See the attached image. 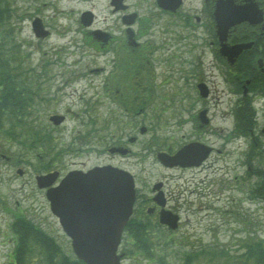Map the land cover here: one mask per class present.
Instances as JSON below:
<instances>
[{"label":"flooded vegetation","instance_id":"flooded-vegetation-1","mask_svg":"<svg viewBox=\"0 0 264 264\" xmlns=\"http://www.w3.org/2000/svg\"><path fill=\"white\" fill-rule=\"evenodd\" d=\"M72 1L78 4L76 8L67 7ZM252 2H256L262 10L261 20L255 23L246 19ZM44 4L55 5L53 14H44L38 6L34 11L24 13L29 22L34 17H40L49 32L43 39H51L54 33L58 34L56 30L67 27L72 35L73 32L76 35L63 43L72 48L69 53L80 57L88 55L93 61L100 58L102 62L100 65L91 63L94 66L90 71L97 73H76L75 69L66 73L62 71L65 61L58 57L66 47L54 44L55 57L44 60L46 72L39 82H32L30 76L25 75L28 79L17 82L18 89L21 90L24 85L23 94L35 89L34 93L43 98V104H57L67 88L70 95L76 91L73 82L81 78L91 81V84L99 82L94 86L101 88L100 98L102 95L106 97V115L101 123L94 116L78 123L76 152L95 153L101 157V162L94 165L111 164L132 171L137 188V212L140 209L148 219L153 216V222L157 217L160 221L163 209L181 217L186 208L190 211V238H200L201 235L192 233L198 226H204V231L216 235V228L220 227L222 231L229 221L232 223L228 225V232L232 236H241L243 229L251 238L253 228L241 227L239 219L242 216L243 224H251L249 218L245 219L244 203L256 206L257 197L264 201V110L258 116L252 106L256 98L264 97V0H47ZM225 15L228 16L226 36L218 34L225 27L218 26L215 20ZM53 18L58 20L53 21ZM234 19L237 22H233ZM186 40L187 43H184ZM248 42L253 45L243 49L233 64L221 51L225 44L231 47ZM184 44L193 48H185ZM177 46L187 57L190 51L197 48L202 50L203 56H208L206 63L201 60L206 67L205 72L195 80L193 87L199 93L198 83H204L207 96L197 97L194 106V94L191 87L187 88V133L185 143L181 144L195 143L202 152L185 166L178 163L166 166L158 161V153L175 154L181 146L154 149V141L144 145L143 134L162 127V123L150 119L152 122L145 125L138 115L144 110L141 105L145 96L153 99L158 93L152 88L154 79L170 76L167 69L156 68L178 59ZM45 53L48 54V51ZM258 56L262 59L261 64ZM56 65L61 67V73H55ZM193 74L192 69L189 80H192ZM216 78L221 80L220 88L223 83L221 91L219 87L215 88ZM144 81L152 84H144ZM216 99L229 109L228 113L223 109V114L231 116L228 125L219 126L215 122L211 109ZM201 111H205L203 120ZM142 128L146 130L144 133ZM125 130L133 132L126 134ZM112 148L118 149L111 151ZM146 150L148 155H154L159 168L170 171L168 181L171 185H168L166 177L156 180L160 182L156 189L154 181L148 183L142 179L140 185V169L137 171L135 168L143 163ZM77 165L84 170L88 168ZM69 167L60 162L57 182L70 170ZM146 185L150 186L149 191L143 192ZM162 200L164 205L160 204ZM144 208L145 214L142 211ZM248 213L251 214L249 210ZM215 217L220 221L210 222ZM9 226L5 236L8 235L14 243L12 252H15L18 230L15 225Z\"/></svg>","mask_w":264,"mask_h":264},{"label":"rangeland","instance_id":"rangeland-1","mask_svg":"<svg viewBox=\"0 0 264 264\" xmlns=\"http://www.w3.org/2000/svg\"><path fill=\"white\" fill-rule=\"evenodd\" d=\"M0 9L7 15L9 11L11 15L14 13L13 17L9 24L6 26V30L2 32V25L0 23V46L5 49H10L13 45L12 42L18 40V47L20 49V54L25 56L23 67L24 68H32L36 69L37 73H41L43 67L46 68L44 60L46 58L53 59L55 57V50L52 49L54 44H61L60 46L66 47L64 50H61L62 60L65 61L62 66V71L66 73H71L72 69L77 70L76 73H91L90 68L94 65L91 63L96 62L97 65L102 62L100 58L94 59L90 58V56L85 55V57L80 56H72L69 52L72 48H69L67 45H63V43L67 42V40L73 37H76L75 33L73 35L70 32H66L67 28L63 30H56L60 32V34L54 33V36L51 39H37L34 33L32 32L30 22L28 18H25V12H29L35 10L38 6L40 10L44 12V14L51 15L53 14V10H56L55 5L44 4V1L47 0H1ZM5 1V2H4ZM75 7L78 6L74 1L70 2L67 7ZM6 7L9 8L6 9ZM18 15V16H17ZM58 20L57 18H53V21ZM75 26L74 24H71ZM15 32V33H14ZM69 33L67 36L65 34ZM4 36V37H3ZM73 36V37H72ZM3 38V40H1ZM188 39V36H186ZM190 39H188L189 41ZM191 42V41H189ZM6 43V44H5ZM187 43V40L184 42ZM192 43V42H191ZM185 48L191 47V45L184 44ZM57 46V47H60ZM63 47V48H64ZM178 47V46H177ZM48 51V54H44V51ZM182 48L178 47V59L176 61H172V64L169 65H159L156 70L159 68L167 69L169 77L161 76L157 79H154L153 89L157 90V95H155V99H150L147 96L144 98V102L141 105L144 107L142 114L138 115L139 119L143 120L145 125H148L152 121H159L162 123V127L159 126V129L152 130L149 133H144L145 138L143 141L144 145L149 141H154L155 149L166 147L169 145H179L180 143L185 142L187 133V128L185 125H181L178 123L180 118L186 117L185 111V100H186V92L187 88L191 87L194 94V101L199 97L198 93L193 89L196 79L201 76V73L205 72V66L201 64V60L206 63L208 60V56L202 53L201 49H193L186 56V53H182ZM79 63V64H77ZM203 63V64H204ZM191 64V66H190ZM49 68V67H48ZM48 68L46 69L48 71ZM52 69V68H51ZM193 69L192 80H189L190 70ZM61 67H55V73H61ZM97 73V72H95ZM158 73V72H156ZM168 78V79H167ZM164 79H167L165 81ZM220 79L216 78L215 80V88L221 90L223 87V83L220 88ZM59 82V81H58ZM76 86V91L70 95V89L67 88L64 94V97L57 104H40L39 111H41L44 117H48L51 115V112L58 111L63 113L65 111V106L71 107L75 112L77 111V115L71 114L66 124L61 125L60 127L52 128L53 132H49L50 137H54V143L59 144L60 147L67 146V141L69 142L71 139V134L68 133V128L76 123H80L82 119H88L90 116L98 117V122L101 123L103 118L106 115V107H104V100L106 97L104 95L99 97L101 93V88L95 87L94 82L91 84V81L85 80L83 78L73 82ZM144 84L151 85L152 82L148 83V81H144ZM190 83V84H189ZM155 87V88H154ZM221 96H224L221 93ZM1 97V92H0ZM108 100V99H107ZM108 103H106L107 105ZM196 101L195 105L196 106ZM223 106V107H222ZM224 104L218 102V100H214L212 104L211 113L215 116V122L224 125H228L230 123V115L223 114ZM255 106L258 105L255 103ZM226 107V106H225ZM229 112L228 109H226ZM24 111V109H23ZM38 111V112H39ZM4 113V112H2ZM4 115V114H2ZM261 114H259L260 116ZM225 116V118H224ZM101 118V119H100ZM0 121L3 126L2 128H9L10 118L8 116H2ZM181 120V119H180ZM223 121V122H222ZM79 125V124H78ZM102 125V124H97ZM23 126V123L18 127L20 130ZM14 129V128H11ZM115 130V129H113ZM112 130V131H113ZM103 133L105 131L101 130ZM117 131V134H119ZM126 134H132V130H125ZM77 133V132H76ZM43 134V132H42ZM26 137H30L27 133ZM120 135V134H119ZM155 135L157 138H155ZM118 138V136L116 137ZM56 139V140H55ZM27 143H30L28 139H26ZM66 143L64 146L63 144ZM71 145L75 144V141L70 143ZM78 147V145H76ZM143 147V146H139ZM58 148V147H56ZM53 151V150H52ZM37 148L27 149L25 145L20 146L16 143H11L7 139V135L3 134L0 130V264L8 261V254L11 252L13 245L9 240H3L1 236L5 235V229L8 228V223L13 220L16 215V212L22 209V212L30 219H34L36 221L41 222L50 233L54 235V237H58L59 241L64 242V250L72 253L73 248L71 246V240L65 237L62 233L60 225L58 224L57 218L52 214L49 202L45 196V191L39 189L35 183V178L37 174L41 171L44 157H37ZM65 154L64 158H62V163L65 167H69L71 163V168H75L76 166L80 167L77 164H83L85 167H92L94 164L101 162V157H97V155L89 154L78 157L75 152L71 154L72 157H67ZM54 159V155H49L47 160ZM58 167V166H57ZM144 168V170L142 169ZM22 172L20 173V170ZM140 174L139 183L142 185V179L146 182L150 183L152 181H156L158 178H168V171H165L158 167L155 163V159L153 156H150L144 160L142 166L138 165L135 168ZM166 173V175H164ZM168 181V179H167ZM168 185L169 184L168 182ZM149 185L144 186L143 192L149 191ZM189 196V195H188ZM188 205H186L187 207ZM244 211L245 219L249 218L251 220V224H243L242 216H240L241 227H251L253 228L254 235H256L255 242L262 243L264 245V203L258 204L256 208L252 205H248V203H244ZM254 208V209H253ZM146 210L145 208L142 210L143 213ZM248 210L251 214L248 213ZM140 211V209H139ZM141 212V211H140ZM190 211L183 210L181 214V220H183L184 224L182 228L178 231L175 236L169 237L170 232L162 227L158 226L154 230L163 229L164 233L158 231L156 233L160 240L164 239L163 242L166 244L167 249L171 248L172 253L168 256V262L171 264H182L179 257H177L174 251H184L185 248L187 250H200L204 247V252L216 251L221 253L222 251L227 252L224 257H216L214 260L209 259L204 256H200L198 261H195L193 264H241L242 259L241 256L245 255V246H242V243H245V240L249 237L246 236L247 232L243 229L241 231V236H232L231 232H228V225L232 223L231 221L226 222V226L221 231L220 227H217L216 235L211 232H206L203 230L204 226H200V229H197V235H201L200 238H190L187 240V232L189 228L191 229V224L188 220V214ZM145 214V213H144ZM150 219H154L153 216ZM220 221L218 217H215L210 222ZM237 226V224H236ZM158 236H155L153 240L157 239ZM185 238V239H183ZM188 238V239H189ZM202 238V239H201ZM128 239V241H125ZM200 239V240H198ZM179 240V241H178ZM176 244L172 246V244ZM155 244V243H154ZM139 244L134 240L131 235L127 234L122 243L121 249H123L126 254L129 255L125 259L126 264H155L148 262L149 255L144 251L138 250ZM155 250L159 252L161 250L165 253L164 247L157 248L154 245ZM160 251V252H161ZM170 251V250H169ZM161 252V253H162ZM140 253V254H139ZM56 255V254H55ZM157 256V255H156ZM155 256V257H156ZM220 257V258H219ZM36 263L42 264L40 258L36 259Z\"/></svg>","mask_w":264,"mask_h":264},{"label":"water","instance_id":"water-1","mask_svg":"<svg viewBox=\"0 0 264 264\" xmlns=\"http://www.w3.org/2000/svg\"><path fill=\"white\" fill-rule=\"evenodd\" d=\"M34 25L40 34L37 20ZM243 47L238 45L224 52L233 61V56ZM52 119L59 122L61 116ZM190 155L191 152L183 148L171 159L183 161ZM50 175L53 174L38 176L39 186H46ZM47 195L81 259L88 264H121L122 254L118 255L117 249L135 199L130 174L110 166L94 167L87 172L72 171L60 186L49 188Z\"/></svg>","mask_w":264,"mask_h":264},{"label":"trees","instance_id":"trees-1","mask_svg":"<svg viewBox=\"0 0 264 264\" xmlns=\"http://www.w3.org/2000/svg\"><path fill=\"white\" fill-rule=\"evenodd\" d=\"M6 9L9 10L8 7H6ZM12 59H14L12 48L4 50L0 46V84H3L2 86L4 87L0 97V121H2V116H8L10 121H12L9 130H11L13 126H19L23 121H27L28 116L31 115L30 113H28V115L27 113H23L26 107L25 96L31 101L35 100V97L31 93L23 94L22 92L25 90L22 88L19 90L16 83H13L14 73L12 74L11 68V63H13ZM0 125L3 126L1 122ZM21 130L29 132L30 137H32V148L44 149L47 135L43 129L37 126L30 127L24 124ZM41 139L44 145H40L39 140ZM25 144H27V142ZM16 228L20 233L16 250L9 256L8 261L2 264H37L35 259L38 257L43 264H86L84 261L77 259L74 255L70 256L63 253L64 256L58 258V256L55 255L56 249L58 248L56 243L52 241L55 245L54 247L51 244V240L44 239V236L38 232V229L33 227L29 228V222L26 219L22 218L16 222ZM146 229L147 228L142 225L131 226L130 230L131 233L136 235V242L139 244L138 248L150 255H157L156 257H151V260L155 261V264H170V262H168V253L171 248L168 250L165 246V253L157 252L158 254H156L150 245V240L145 238L144 234H146ZM142 235H144V237ZM27 237H33V239L27 240ZM251 250V258L257 262V264L264 262V248L256 244ZM177 255L182 258L185 264L188 263V256L190 257L188 251L178 252Z\"/></svg>","mask_w":264,"mask_h":264}]
</instances>
